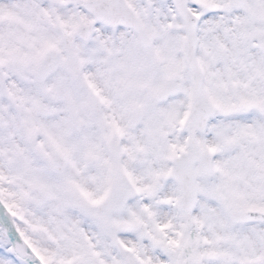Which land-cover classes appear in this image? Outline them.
Here are the masks:
<instances>
[{
  "label": "snow or ice",
  "instance_id": "1",
  "mask_svg": "<svg viewBox=\"0 0 264 264\" xmlns=\"http://www.w3.org/2000/svg\"><path fill=\"white\" fill-rule=\"evenodd\" d=\"M0 264H264V0H0Z\"/></svg>",
  "mask_w": 264,
  "mask_h": 264
}]
</instances>
